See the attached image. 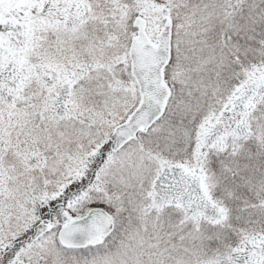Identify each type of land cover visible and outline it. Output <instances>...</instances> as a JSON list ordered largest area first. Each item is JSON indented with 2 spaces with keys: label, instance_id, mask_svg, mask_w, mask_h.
<instances>
[{
  "label": "snow or ice",
  "instance_id": "1",
  "mask_svg": "<svg viewBox=\"0 0 264 264\" xmlns=\"http://www.w3.org/2000/svg\"><path fill=\"white\" fill-rule=\"evenodd\" d=\"M0 264H264V0H0Z\"/></svg>",
  "mask_w": 264,
  "mask_h": 264
}]
</instances>
